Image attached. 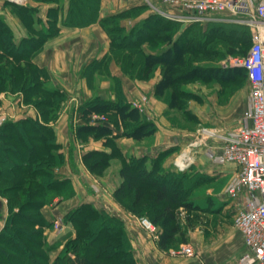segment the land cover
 I'll list each match as a JSON object with an SVG mask.
<instances>
[{
  "label": "trees",
  "instance_id": "16d2710c",
  "mask_svg": "<svg viewBox=\"0 0 264 264\" xmlns=\"http://www.w3.org/2000/svg\"><path fill=\"white\" fill-rule=\"evenodd\" d=\"M57 2V6L47 10L45 21L37 16L38 10L20 5L15 6L26 15L30 28L42 37L27 36L16 42L12 30L0 17V59L10 55L15 62L20 59L26 61V58L30 57V50L34 51V54L43 47L48 38L59 33L58 23L61 15L63 16L62 25L65 26L76 27L99 22L110 37L111 46L108 56H116L122 64L124 61L133 62L132 58L135 56L140 57L142 78L153 75L154 71L159 68L161 76L155 83L153 91L157 97L166 94L171 87L193 79L203 82L213 79L232 82L243 73L246 75L244 68L240 66L203 65L191 57L194 52L209 50L206 41L208 29L202 31L197 24L188 25L183 31H178L174 35L172 30L176 21L150 13L127 28L121 24V19L140 13L145 8L143 5L100 17V0H93V5L83 0H69L65 13L62 0ZM148 32H153L154 35ZM159 40L162 41V45L157 46V49H146L143 46L147 42L153 43ZM243 41L249 47L250 34H247ZM24 44H26V49L21 50ZM235 45L233 43L232 48L228 49L229 54L239 55L233 47ZM158 49L161 50L155 52ZM246 52L242 51L240 55L243 56ZM32 66L34 69L43 71L33 62ZM3 68L4 66L0 64V84L3 83L2 79L10 76L9 71ZM22 69L25 71L26 65ZM13 70L17 72L16 68ZM37 81H34L33 74L27 71L26 84L28 87L33 89L39 87L54 97L60 93L57 88L47 87L44 81ZM1 87L3 86L0 85ZM170 95L169 106H177L175 92H171ZM103 114L114 117L112 125L121 129L120 133L113 134V127L108 123L86 121L78 125L77 135L93 134L96 138L105 140L106 138L113 140L118 136L142 140L153 136L157 131L155 122L147 119L137 107L124 98L107 100L96 97L82 106V116L86 119H90L92 115ZM31 131L34 133L30 135ZM15 141L22 146L21 149L14 145ZM35 141L40 142L37 144L34 143ZM58 149L59 145L55 141L50 126L40 125L31 118L5 122L0 126V177L11 181L15 179L16 172L26 171L28 175L40 176L39 184L45 190L50 188L62 195L61 190L69 187L71 189L69 196H72L74 190L70 179L57 176L54 172V168L59 166L64 158ZM92 153L101 155L103 160L102 163H95L93 168L102 170L108 165L111 152L90 150L84 154V158ZM160 154L162 153L152 158L146 155L130 156L123 160L119 168L121 181L114 189L113 196L121 202L128 199L132 213L137 216H146L155 224L159 233L158 245L168 250L187 243L189 238L186 234L193 229L189 223H186V226L182 225L179 209L202 208L194 202V188L198 184V173L179 172L173 168H166L160 162ZM14 160L19 163H15ZM47 202L46 200L38 201L34 208L41 223L44 224L48 222L41 215V207ZM25 204L27 206L34 204L30 201L29 192L25 193L21 206ZM9 210L10 213L0 231L1 262L6 264H136L123 221L109 211L96 208L92 203H81L65 214L64 220L73 224L75 234L66 238L63 249L53 260H50L46 253L50 248L44 249L43 262L35 260L34 253L25 246L24 241L19 239L18 235L21 233L15 227L17 219L12 216L13 213L11 214L12 205H9ZM21 235L26 238V242L32 243L30 233L26 232V235Z\"/></svg>",
  "mask_w": 264,
  "mask_h": 264
},
{
  "label": "rangeland",
  "instance_id": "374dc122",
  "mask_svg": "<svg viewBox=\"0 0 264 264\" xmlns=\"http://www.w3.org/2000/svg\"><path fill=\"white\" fill-rule=\"evenodd\" d=\"M57 1L58 0H24V4H19L11 0H4L2 8L8 9L9 15L0 14V17L6 23L7 21L12 20V18L17 21L18 24H15L16 22L14 20H12V22L10 21L13 29L10 26L9 29L12 30L13 33L14 30L17 33L18 31L20 33L22 30L25 33L24 37L32 36L34 38L35 35L42 37L41 34L30 28L26 15L21 13L15 6L20 5L38 10L41 4H49L48 9H50L58 5ZM83 2L93 5V0H83ZM145 8L150 10V13H153L148 6H145ZM234 18L233 20L227 21H177L172 32L176 35L178 31H183L185 27L192 24H197L202 31L203 29H208L206 41L209 45V50H207V52H198L196 50L197 52H194L191 57L203 65L227 67L231 66L232 58L240 57L242 51H247L248 46H246L243 39L247 34L251 33L249 27L244 22V14H239ZM88 25L89 24L84 26ZM148 33L154 35L153 32ZM202 37H204V35H202ZM233 43L236 44L233 47L239 55L228 53V49L232 48ZM25 45L26 44L21 47V50L22 48L26 49ZM160 45H162L161 40L153 43L147 42L145 47L148 49H157L156 47ZM40 51L41 49L33 54L34 51L30 50V57H27L26 61L20 59L15 62L10 55L0 59V64L4 66L3 69H6L10 73V76L6 79H2L3 83L0 84L3 86L0 88V121L2 124L5 122L21 121L30 118L28 116V112L30 111L36 114L38 118L37 123L49 126L58 118L60 111L63 110L66 105L64 104L66 97L63 92L60 91L58 96L54 97L53 95L44 92L39 87L33 89L26 84L27 71L33 74L34 81L38 80L40 82H46L47 75L45 71H39L32 66V58ZM112 58H115L116 61L120 60L116 56H112ZM132 59L133 62L130 63L129 61H124L122 64L126 67L130 78L149 81L154 77L157 69L154 71L153 75L142 78L140 57L135 56ZM24 65H26L25 71L22 69ZM13 68H16L17 72H15ZM82 75H84L89 81V84L92 85V78L89 70L84 69ZM153 91L154 87L152 92ZM171 92H175L177 97V106L175 107H170L168 104L171 99ZM151 94V91L144 90V92L140 93L136 99L141 100L144 109L143 111H139L143 114L148 113L153 117L156 122L157 130L162 129L167 135V137L160 139L156 145L157 147H160L159 153H162L159 155L160 162L164 163L167 161V163H171V168L179 172L188 171V173H198V184L194 188V202L202 209L187 210L180 208L179 211L182 225L186 226V223H189L193 228L195 226H203L207 236H211L212 239L221 240L223 238V240H225L226 237H224V235L232 232L234 238L230 240V243L233 244V248L235 246L236 248H240L239 234L234 224V215L240 207L246 205V203H241L240 201L241 194L246 193V191L237 185V173L235 168L223 159L222 145L224 137L229 136L234 129H237L243 123L247 122L244 119V113L250 105V86L247 76L243 73L242 76L232 82H222L215 79L206 82L198 79L181 82L176 86L171 87L168 92L161 97H157L153 93V97L159 101L158 105L160 106V108L156 110L152 108V101L150 100ZM94 98L96 97L85 100L78 107L75 106L74 110L82 114L83 104ZM73 108L74 105L72 109ZM149 115H145V117L149 119ZM81 118L84 120V123L86 121L114 123V117L105 114L92 115L90 119L84 117ZM77 127L78 126H76L75 130ZM30 130L31 129H29V131ZM208 131L213 134H209ZM32 133L34 132H29L30 135ZM77 137L83 141L82 143L79 141L78 146L79 163L83 164L86 170L85 172L88 173V176L92 179L99 195L102 197L105 191L104 188L99 185V178L105 175L106 170L111 174H114L116 166L119 164L121 166L125 158L118 153L112 138H106V140H104V138H96L93 134H85L82 136L77 135ZM144 139V143L149 146L151 144L150 142H154V135ZM92 140H101L104 145L110 147L111 158L108 161V165L103 167L102 170L93 168L95 163H102L103 160L101 155L92 153L84 158V154L90 151L85 150V144ZM39 142L40 141H35L34 143L38 144ZM14 143L17 148H22L18 142L15 141ZM182 152H188L193 155V162H191L184 170H178L175 167L174 162ZM14 162L19 163L17 160H14ZM20 165L23 164L20 163ZM8 170L9 169H7V171ZM39 178L40 176L28 175L26 171L19 173L16 172L15 179L11 181H7L0 177V196L7 204L8 215L10 213L9 205H12L13 210H11V214L13 213L12 216L17 219L15 222L17 230L21 234L26 235V232H28L32 235V243L26 242V238L21 234L18 235L19 239L24 241L25 246L34 253L33 256L35 260L43 262L42 256L45 254L44 249L50 248L46 253L49 259L53 260L59 251L63 249L66 238L73 235L66 234L63 236L61 238L62 241H60L62 242V247H59L57 250L56 245H49L46 241L45 230L49 227L55 229L54 220L48 224L41 223L42 221L38 218L37 212L34 209L35 205L38 201L40 202L44 200L48 201V204L64 201L74 196L75 190L72 186L74 194L69 196L71 189L66 187L61 190L63 196L59 195L57 194L59 192H56V190L54 191L50 188L45 190V188H42L39 184ZM230 190L235 191L236 195L233 196ZM26 192L30 193V201L31 203H34L33 206H27L26 204L21 206ZM108 202L122 215L133 214L135 217L134 219L139 222V225H141L145 231H148L139 221L140 217L146 216H137L132 213L129 208L128 199L121 202L113 196ZM92 205L98 209L109 211L104 205L93 203ZM75 207H72L68 211ZM108 207L110 206L108 205ZM110 213L113 214L112 212ZM186 235L190 239L189 233ZM225 245L226 244L224 243L223 247H226ZM183 246L190 245L185 243L180 244L173 248V251L178 252ZM190 247L192 249L191 254H193L194 249L192 246ZM181 255L187 254L181 253ZM246 257V255L243 257L241 256L239 264H246ZM0 264L6 263L0 261Z\"/></svg>",
  "mask_w": 264,
  "mask_h": 264
},
{
  "label": "crops",
  "instance_id": "0c3cea01",
  "mask_svg": "<svg viewBox=\"0 0 264 264\" xmlns=\"http://www.w3.org/2000/svg\"><path fill=\"white\" fill-rule=\"evenodd\" d=\"M3 2L4 0H0V14L9 15L8 9L2 8ZM144 4L143 0H100L99 16L103 17L142 5L145 7ZM68 5L69 0H62L64 13ZM48 6L49 4H41L37 12V16L44 21ZM149 14L150 10L144 8L138 14L122 18L121 24L130 28ZM62 17L61 15L59 16V33L53 38L46 40L41 51L32 58V62L44 70L47 75L45 85L49 88H57L66 97L64 103L66 105L60 111L58 118L49 126L52 128L55 141L59 145L58 151L64 157L63 162L54 168V172L57 176L69 178L75 190V194L71 198L54 202L53 204L47 203L41 207V215L48 223L55 219L63 222L62 227L59 229L49 227L45 230L48 244L51 246L56 245L57 250L59 247H62V242L60 241H62L61 238L63 236L66 234L74 235L75 230L72 223L65 221L64 216L72 207L87 202L104 205L109 209V212H112L124 221L126 232L130 237L129 239L133 247L136 264H239L241 256L243 257L248 253L239 231L240 248H236V246L233 248V244L230 243V240L234 238L232 232L223 234L226 237L225 240L223 238L221 240L212 239L211 236H207L203 226H195L189 231L190 239L185 243L192 246L194 253L181 255L173 252V248L168 250L161 248L158 245V237L145 231L139 225V222L134 219L133 214H120L108 202L113 197V190L120 182L118 175L120 164L116 166L114 174L106 170L105 175L99 178V185L105 191L102 197L99 195L92 179L85 172L83 164L79 163L78 146L79 141L81 143L83 141L78 139L75 128L78 125L84 124V120L81 118L83 117L82 114L74 110L75 106L78 107L82 102L93 97L107 100H116L121 97L131 102L138 98L137 96L144 92V90H149L152 93L150 98L152 108L154 110L159 109V101L153 97L152 90L154 84L161 76L160 69L157 68L154 77L149 81L130 78L126 67L121 62L116 61L115 58L108 56L111 46L110 37L99 22H93L88 26L72 27L62 25ZM12 20L14 19L12 18ZM12 20L10 21L12 22ZM10 21H7V24L12 27ZM15 22V24H18L17 21ZM13 34L16 42L25 36L22 30L20 33L14 30ZM143 46L145 47L146 44H143ZM160 50L158 49L155 52H159ZM84 69L89 70L92 85L82 75ZM73 105L74 108L72 109ZM144 114L146 116L149 115L148 113ZM28 116L36 121L38 119L34 112L29 111ZM149 119L154 121L150 115ZM107 123L113 127V134L120 133L121 129H117L110 122ZM164 134L162 129L157 130L154 134V142H150L149 146L144 143L145 139L134 140L133 138L124 136L113 138V142L118 153L125 159H128L129 156L139 157L143 155L152 158L159 153L160 147L156 145L160 139L167 137ZM85 145V150L111 151L110 147L104 145L101 140H92ZM163 166L171 168V163L165 161ZM232 166L234 167V165ZM258 197L257 193L246 191V193L241 194L240 201L247 204L251 199ZM7 215V204L0 196V231L3 228ZM224 243L226 247H223Z\"/></svg>",
  "mask_w": 264,
  "mask_h": 264
},
{
  "label": "built area",
  "instance_id": "2783aa9c",
  "mask_svg": "<svg viewBox=\"0 0 264 264\" xmlns=\"http://www.w3.org/2000/svg\"><path fill=\"white\" fill-rule=\"evenodd\" d=\"M11 1L24 4V0ZM143 2L153 13L176 22L227 21L233 20L239 14L245 16L244 22L251 32V43L243 56L232 58L231 66L243 67L246 72L250 86V105L244 113L247 122L223 138L222 157L227 163L234 165L237 185L249 193L259 195L236 211L234 224L248 251L246 264H264V0H143ZM131 103L139 110H144L140 99H134ZM191 162L193 155L182 152L174 165L178 170H184ZM230 192L233 196L236 195L235 191ZM139 221L157 237L156 225L146 217H140ZM62 225L61 220H54L55 229ZM175 253L191 254L192 249L190 246H183Z\"/></svg>",
  "mask_w": 264,
  "mask_h": 264
},
{
  "label": "bare ground",
  "instance_id": "6f19581e",
  "mask_svg": "<svg viewBox=\"0 0 264 264\" xmlns=\"http://www.w3.org/2000/svg\"><path fill=\"white\" fill-rule=\"evenodd\" d=\"M209 132V131H208ZM210 133V132H209Z\"/></svg>",
  "mask_w": 264,
  "mask_h": 264
}]
</instances>
